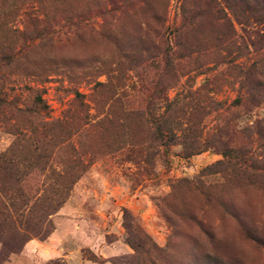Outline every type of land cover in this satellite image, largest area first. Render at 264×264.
<instances>
[{
	"label": "rangeland",
	"instance_id": "374dc122",
	"mask_svg": "<svg viewBox=\"0 0 264 264\" xmlns=\"http://www.w3.org/2000/svg\"><path fill=\"white\" fill-rule=\"evenodd\" d=\"M185 2L0 7V156L29 195L51 167L73 181L0 264H264V39L210 16L177 34Z\"/></svg>",
	"mask_w": 264,
	"mask_h": 264
},
{
	"label": "trees",
	"instance_id": "16d2710c",
	"mask_svg": "<svg viewBox=\"0 0 264 264\" xmlns=\"http://www.w3.org/2000/svg\"><path fill=\"white\" fill-rule=\"evenodd\" d=\"M10 1L15 0H0V7ZM45 1L48 0H24L23 5L16 10L25 18L37 20ZM202 16H210L228 24L233 21L242 27L254 25L264 39V0H194L192 4L185 2L181 8L180 25L175 27L176 33L181 34L193 27ZM37 100L44 104L42 99ZM158 128L160 130V126ZM171 134L174 138H178L175 130H172ZM18 161L13 158L10 151L0 156V238L4 239L3 243L8 254L17 253L32 237L48 238L51 231L43 233L47 218L62 207L73 184V181L68 180L65 185L60 186V174L57 175L56 170L51 167L44 179L43 194L36 197L29 195L22 187L23 181ZM26 170L27 167H25ZM39 171L46 173L47 168L43 167ZM190 220L196 219L191 217ZM139 235L137 237L139 243L132 242L130 239L129 243L137 252L146 254L152 252L154 247L145 251L146 242L143 241H147V238L141 231ZM253 240L258 245L264 246L259 238H253ZM202 259V264H221L207 253L202 256Z\"/></svg>",
	"mask_w": 264,
	"mask_h": 264
}]
</instances>
